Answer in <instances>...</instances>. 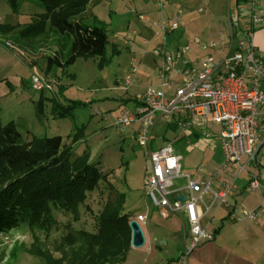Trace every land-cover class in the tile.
<instances>
[{
	"label": "rangeland",
	"instance_id": "rangeland-1",
	"mask_svg": "<svg viewBox=\"0 0 264 264\" xmlns=\"http://www.w3.org/2000/svg\"><path fill=\"white\" fill-rule=\"evenodd\" d=\"M233 1L92 2L82 20L108 34L110 43L103 66L99 57L78 58L73 65L66 67L51 64L50 58L57 57L62 63L66 60L71 47L68 34L52 31L28 39L15 32L0 34L2 124H14L24 142L30 141L33 136L62 137L64 147L70 148L72 161L85 152L89 153L90 160L109 176L115 188L126 194L125 213L136 220L139 213L147 211V207L154 210V218L144 228L153 231L156 241L161 243L159 229L174 222L182 225V219L179 215L164 219L146 198L144 183L151 172V160L134 135L137 125L119 132L113 125L114 119L121 110L133 109L137 95L149 88L161 89V60L154 54L156 48L165 45L176 54L177 47L188 42L190 36L205 42L218 39L220 32L228 37V4L232 16L236 14ZM179 10L183 13V27L171 34H164L154 27L156 21L177 17ZM44 12L38 0H0V24L12 26L16 32L32 24ZM141 16L149 19L141 20ZM259 41L260 34L257 33ZM7 43H10V48ZM114 44L120 52L113 53ZM261 46L264 48L263 42ZM133 68L137 69L136 74L132 72ZM34 75L48 82L51 89H34ZM128 79L135 84L126 89L124 83ZM163 119L154 129L153 150L171 144L183 156L184 172L194 173L199 166H203L205 172L219 170L223 160L219 139L221 126L210 123L207 131L213 135L198 132L199 137L196 138L194 133L173 129ZM184 184V180L179 182V185ZM106 194L105 183L102 186L100 183V188L87 200L90 210L82 207L81 220L73 222L69 216L60 214L59 225L50 237L42 232L31 233L26 227L19 226L0 231V264H43L42 258L34 253L41 250L52 251L55 257H59L56 249L67 234L65 224L71 221L75 229L92 230ZM57 211L54 209L55 214ZM209 220L210 214L204 218V223Z\"/></svg>",
	"mask_w": 264,
	"mask_h": 264
},
{
	"label": "built area",
	"instance_id": "built-area-1",
	"mask_svg": "<svg viewBox=\"0 0 264 264\" xmlns=\"http://www.w3.org/2000/svg\"><path fill=\"white\" fill-rule=\"evenodd\" d=\"M228 13V37L220 32L218 39L207 42L192 38L203 52L197 58L199 70L186 58L192 52L191 43H183L176 54L165 45L156 48L154 54L161 60V89L149 88L138 95L133 109L121 110L113 123L119 132L137 125L134 135L151 160V172L144 183L147 197L163 218L179 215L188 225L190 238L181 255L184 264L202 243L213 239L202 220L215 208L229 209L237 221L264 215V205L235 214L230 200L243 177L242 188L247 194H264V163L260 159L264 151V49L257 45V33L264 30V7L259 0H241L236 14ZM182 15L179 10L177 17L156 21L154 27L164 34L174 33L184 26ZM148 19L141 16V20ZM132 72L136 74L137 69ZM32 82L38 91L51 89L36 75ZM134 84L128 79L124 88ZM163 118L182 133L204 132L210 136L213 133L207 131L208 124L221 126L223 160L219 170L205 172L199 166L194 173L184 172L183 156L171 144L153 150V129ZM181 180L184 185H179ZM136 220L140 225L147 224L143 215Z\"/></svg>",
	"mask_w": 264,
	"mask_h": 264
},
{
	"label": "trees",
	"instance_id": "trees-1",
	"mask_svg": "<svg viewBox=\"0 0 264 264\" xmlns=\"http://www.w3.org/2000/svg\"><path fill=\"white\" fill-rule=\"evenodd\" d=\"M38 1L45 12L32 24L17 32L12 26L0 24V34L15 32L27 39L52 31L68 34L71 47L66 60L62 63L57 57L50 58L51 64L66 67L78 58L99 57L104 65L110 43L108 34L82 20L88 6L99 0ZM240 3L241 0H236V6ZM7 45L10 48V43ZM112 49L113 53L120 52L115 44ZM100 183L101 186L105 183L107 194L95 216L93 229H75L71 221L81 220L83 206L90 210L87 200L100 188ZM126 198L90 160L89 153L72 161L70 148L64 147L59 136H33L24 142L14 124H2L0 109V231L19 226L50 237L59 225L60 214L71 218L65 224L67 234L56 249L59 257L49 250L34 252L43 264L124 263L132 248L130 222L133 220L124 212ZM54 209H58L57 214Z\"/></svg>",
	"mask_w": 264,
	"mask_h": 264
},
{
	"label": "crops",
	"instance_id": "crops-1",
	"mask_svg": "<svg viewBox=\"0 0 264 264\" xmlns=\"http://www.w3.org/2000/svg\"><path fill=\"white\" fill-rule=\"evenodd\" d=\"M259 2L264 7V0H259ZM233 3L236 5V0ZM228 5V12L231 14L230 4ZM258 33L260 34V43L257 42V45L259 48L264 49L261 46L262 42L264 43V30H260ZM181 36L183 37L185 34ZM189 36L187 35V37ZM192 38L190 36L188 40L192 45V52L186 58L192 67L199 70L200 65L197 58L202 56L203 52L192 43ZM172 125L170 126L177 130L176 126ZM196 135L199 137V134L194 132V137ZM260 159L264 163V151ZM244 183L245 178L243 177L239 180L240 187L230 199L235 214H240L242 209L254 211L264 205V194L256 197L247 194L242 188ZM146 198L149 199L147 194ZM207 201H209V198ZM158 212L162 217L159 210ZM138 215L147 218V224L141 226L148 245L145 244L142 248L132 246L124 264H184L181 261V255L190 238L189 228L184 218L180 216L182 225L174 222L167 225L166 228H160L158 235L161 243H159V241H156L153 231L144 228V226H148V221H152L154 218V210L147 207L145 213H139ZM202 224L208 232L213 234V239L202 243L191 254L187 264H264V215L256 220L244 219L237 221L232 218L229 209L221 207L212 211L209 221L204 223L203 218Z\"/></svg>",
	"mask_w": 264,
	"mask_h": 264
},
{
	"label": "water",
	"instance_id": "water-1",
	"mask_svg": "<svg viewBox=\"0 0 264 264\" xmlns=\"http://www.w3.org/2000/svg\"><path fill=\"white\" fill-rule=\"evenodd\" d=\"M195 137L198 138L196 135ZM179 199L186 200L185 196H180ZM130 228H131V245L134 248H142L146 244V235L143 231L142 226L139 224L137 220H132L130 222Z\"/></svg>",
	"mask_w": 264,
	"mask_h": 264
}]
</instances>
